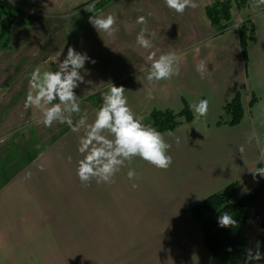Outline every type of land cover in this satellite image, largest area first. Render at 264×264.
Returning a JSON list of instances; mask_svg holds the SVG:
<instances>
[{
	"label": "crops",
	"instance_id": "crops-1",
	"mask_svg": "<svg viewBox=\"0 0 264 264\" xmlns=\"http://www.w3.org/2000/svg\"><path fill=\"white\" fill-rule=\"evenodd\" d=\"M212 1L195 0L197 7L182 15L169 10L164 0H108L92 12L90 5L71 10L74 4L62 3L64 14L73 17L58 27L57 38L46 43L53 47L40 60L43 66L52 63L55 71V57L63 53V59L67 48L73 47L96 61L86 62L85 83L75 89L81 96L80 115H86L88 123L111 84L125 88L129 106L143 122L154 110L179 111L207 99L206 117L178 125L169 131L171 136L163 133L173 158L167 170L134 158L116 174L114 183L82 184L76 168L84 130L59 123L45 127L36 123L39 110L25 108L34 51L14 54L9 72L0 61V218H11L12 226L0 232L2 264H18L17 257L23 254L26 262L33 254L47 260L50 248L58 260L49 263L66 264L69 248L59 245L63 238L86 240L90 264H227L207 248L201 221L192 209L234 182H238L236 197L264 182V177L257 173L254 179L253 174L264 169V5L248 0V8L233 10L236 26L215 34L205 11ZM95 14L117 17L114 35L93 28L89 17ZM140 16L147 18L152 49L136 44L144 27L136 23ZM247 16L252 18L255 37L246 64L237 24ZM45 28L49 34V24ZM12 36L5 45L14 43ZM23 44L20 40L17 46ZM150 52L157 57L177 53L180 74L148 81L141 69L148 65ZM201 61L209 70L203 78L197 72ZM237 94L243 118L235 125L219 123L223 107ZM77 119L74 115V122ZM129 169L139 178L130 180ZM251 205L264 208V189ZM251 213L248 209L247 215ZM247 239L248 250L264 253V227ZM68 246L79 247L81 242ZM248 264H264V259Z\"/></svg>",
	"mask_w": 264,
	"mask_h": 264
},
{
	"label": "clouds",
	"instance_id": "clouds-1",
	"mask_svg": "<svg viewBox=\"0 0 264 264\" xmlns=\"http://www.w3.org/2000/svg\"><path fill=\"white\" fill-rule=\"evenodd\" d=\"M165 6L177 14L182 15L188 8H196L195 0H164ZM257 6L264 5V0H256ZM95 4L89 6L92 12ZM89 23L98 32L112 36L117 31V17L112 14L90 15ZM136 23L143 25L136 36V44L143 49H152L151 34L147 28V18L140 16ZM60 53L55 57L57 68L55 71H43L35 69L29 81V90L25 99V108L39 110L40 118L37 124L51 127L55 123L67 124L73 131L84 130L78 143V152L81 159L77 162L76 174L84 185L93 180L96 183H114L116 174L131 162L134 158H140L153 167L167 170L173 163L169 154L171 145L166 141L165 134L156 128L143 123V118L138 117L129 106L123 86L111 84V87L102 97V104L95 112V117L88 123L86 115L81 113V96L75 89L85 83L83 72H86L85 64L95 60L86 53H81L73 47L67 48L66 55ZM148 65L142 68L147 73L148 81L169 80L180 74L178 54L168 52L157 57L155 52L147 56ZM208 66L201 61L197 65V72L201 78L208 72ZM209 101L201 99L191 105L197 119L208 114ZM78 116L75 122L73 116ZM171 136L172 133H167ZM256 134L253 133V136ZM251 140V137L249 138ZM257 143H260L257 137ZM243 151V147L240 148ZM264 158V150L261 152ZM264 177V169L254 172ZM127 176L130 180L138 179L134 169H129ZM133 188L138 187L133 183ZM237 221L228 213L221 214L218 219L220 227H231ZM264 259V253L258 249L255 254L249 250L246 264L253 260Z\"/></svg>",
	"mask_w": 264,
	"mask_h": 264
},
{
	"label": "trees",
	"instance_id": "trees-1",
	"mask_svg": "<svg viewBox=\"0 0 264 264\" xmlns=\"http://www.w3.org/2000/svg\"><path fill=\"white\" fill-rule=\"evenodd\" d=\"M96 0H91L89 2ZM108 0H100L95 8L102 7ZM89 2L80 6H86ZM249 7L248 0H213L205 7L207 16L215 28V34H221L236 26L233 23V10H241ZM12 6L7 0H0V14L2 16L0 26V38H9V24L14 21H26L25 17H19L20 12L13 13ZM242 53L247 64L248 46L255 37V27L251 16L245 17L237 24ZM8 35V36H7ZM255 98L251 100L253 103ZM244 115L241 97L237 94L223 107L219 123L235 125L241 121ZM195 118L194 112L186 104L179 111L173 109L154 110L146 125L152 126L162 134L172 131L178 125ZM238 182H234L225 189L207 197L202 203L193 207V215L201 221L204 240L207 248L215 255L222 257L227 264H240L247 259L248 239L243 231L244 219L247 216V208L259 196L264 189V182L252 188L241 197H236ZM249 209V208H248ZM228 213L237 221L231 227H220L218 219L221 214ZM261 227H264V222Z\"/></svg>",
	"mask_w": 264,
	"mask_h": 264
},
{
	"label": "rangeland",
	"instance_id": "rangeland-1",
	"mask_svg": "<svg viewBox=\"0 0 264 264\" xmlns=\"http://www.w3.org/2000/svg\"><path fill=\"white\" fill-rule=\"evenodd\" d=\"M10 2V5L12 6V12H17L16 9L19 10L20 15L19 17H25L26 21H14L13 23L9 24V27L11 29L9 30L8 34L13 35L11 41V46L5 45L6 41L9 39L5 37H2L0 40V61L6 65V67L3 69L5 72H9V70L13 69V65L10 68V60L15 56L14 54H18V52L25 54L26 51H34L32 54L33 58H35V63L32 65V69L39 68L41 70V73L43 71H54V66L52 63L43 66L40 63V60L49 54L51 48L50 44H46L50 40H55L58 36V27H60L64 22H69L72 19V14H67L65 6H62L61 4H66L67 2H71V4H74L75 7H81L80 3L83 4V1H91V0H77L75 3V0H7ZM63 1V2H62ZM100 0L89 2L90 4H96ZM86 3V2H84ZM41 4L42 6L38 5ZM87 6V5H86ZM72 7V6H71ZM84 7V6H82ZM235 10V9H234ZM70 11V10H69ZM2 16L0 14V26H1V20ZM49 24L51 27V30L49 31V34L46 30V26ZM8 36V35H7ZM23 40L24 44L22 46H17V43ZM52 44V41L50 42ZM14 44V45H13ZM1 68V67H0ZM2 70V71H3ZM33 70V71H34ZM31 71V70H30ZM3 87L10 88L8 84H3ZM1 115V111H0ZM239 197V196H238ZM249 211L252 213L257 209L256 206L249 204ZM247 208V211H248ZM251 208V210H250ZM264 209V208H262ZM86 224H83L82 229L85 228ZM261 227V226H260ZM259 227V228H260ZM9 228H12L11 226V218H0V232L7 230ZM257 228L256 231L259 229ZM64 231L66 232L67 229L63 227ZM246 233V230H245ZM59 245H65L69 248L65 255L66 264H90V246L88 245V242L86 240H72L68 238H63L59 240ZM73 241H80L81 246L75 247V246H68V244H71ZM58 245V246H59ZM51 249V248H50ZM47 253L48 256L51 258L45 260V258H41V255H35L31 256V259L29 262L25 261V255H19L17 257V262L23 263V264H50L52 260H58V257L55 254V250H50ZM55 256V257H54ZM59 262V261H58ZM58 262H53L51 264H58ZM2 260L0 258V264H2ZM18 263V264H19ZM61 263V262H60Z\"/></svg>",
	"mask_w": 264,
	"mask_h": 264
},
{
	"label": "built area",
	"instance_id": "built-area-1",
	"mask_svg": "<svg viewBox=\"0 0 264 264\" xmlns=\"http://www.w3.org/2000/svg\"><path fill=\"white\" fill-rule=\"evenodd\" d=\"M264 222V209H256L253 213L247 215L244 219L243 231L246 236H250L257 228H259Z\"/></svg>",
	"mask_w": 264,
	"mask_h": 264
}]
</instances>
